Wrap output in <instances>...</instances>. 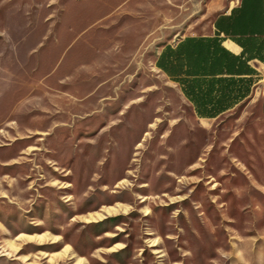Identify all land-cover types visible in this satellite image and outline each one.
I'll list each match as a JSON object with an SVG mask.
<instances>
[{"label": "rangeland", "instance_id": "rangeland-1", "mask_svg": "<svg viewBox=\"0 0 264 264\" xmlns=\"http://www.w3.org/2000/svg\"><path fill=\"white\" fill-rule=\"evenodd\" d=\"M238 1L0 0V264H264L261 101L156 62Z\"/></svg>", "mask_w": 264, "mask_h": 264}, {"label": "crops", "instance_id": "crops-1", "mask_svg": "<svg viewBox=\"0 0 264 264\" xmlns=\"http://www.w3.org/2000/svg\"><path fill=\"white\" fill-rule=\"evenodd\" d=\"M202 38L218 39L214 45L218 44V56L222 57L213 65L198 61L204 52ZM168 47L173 49L167 53L168 72L157 67L178 84L199 117L192 100L200 101V106L205 100L228 101L227 108L216 117L244 101L260 100L264 115V0H239L218 15L214 33L182 36L164 45L157 60ZM211 69L217 72H206Z\"/></svg>", "mask_w": 264, "mask_h": 264}, {"label": "trees", "instance_id": "trees-1", "mask_svg": "<svg viewBox=\"0 0 264 264\" xmlns=\"http://www.w3.org/2000/svg\"><path fill=\"white\" fill-rule=\"evenodd\" d=\"M201 49L204 51L202 54H200V58H198V61L200 63L201 60H207L210 61L213 64L218 62V60L221 59L220 56H218V44L214 45L215 42H218V39H205L202 38L201 40ZM179 51H181L182 46H179ZM171 51L173 52V49L171 47L166 48L162 54L159 56L157 60V66L164 70L165 72H168V67H167V53ZM220 51H225V49L221 48ZM206 72H212V74H215L217 70L211 69V71L206 70ZM192 102L196 106V111L201 117L205 118H214L217 116L219 112L224 111L227 108L228 101L225 99H219L217 101H212V100H205L202 101V105L200 106L199 103L200 101L197 100H192Z\"/></svg>", "mask_w": 264, "mask_h": 264}]
</instances>
